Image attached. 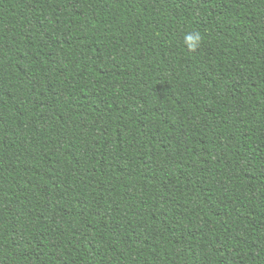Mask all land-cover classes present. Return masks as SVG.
Instances as JSON below:
<instances>
[{"label": "trees", "instance_id": "trees-1", "mask_svg": "<svg viewBox=\"0 0 264 264\" xmlns=\"http://www.w3.org/2000/svg\"><path fill=\"white\" fill-rule=\"evenodd\" d=\"M0 264H264V0H0Z\"/></svg>", "mask_w": 264, "mask_h": 264}, {"label": "clouds", "instance_id": "clouds-1", "mask_svg": "<svg viewBox=\"0 0 264 264\" xmlns=\"http://www.w3.org/2000/svg\"><path fill=\"white\" fill-rule=\"evenodd\" d=\"M203 37L199 31H190L185 35V46L189 51H196L202 43Z\"/></svg>", "mask_w": 264, "mask_h": 264}]
</instances>
